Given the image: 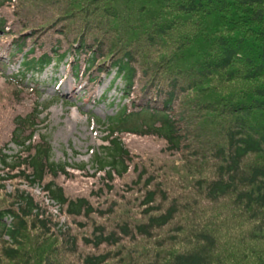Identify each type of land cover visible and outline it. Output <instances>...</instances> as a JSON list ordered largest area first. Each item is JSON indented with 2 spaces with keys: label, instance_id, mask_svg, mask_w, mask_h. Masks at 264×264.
Returning a JSON list of instances; mask_svg holds the SVG:
<instances>
[{
  "label": "trees",
  "instance_id": "16d2710c",
  "mask_svg": "<svg viewBox=\"0 0 264 264\" xmlns=\"http://www.w3.org/2000/svg\"><path fill=\"white\" fill-rule=\"evenodd\" d=\"M31 1V15L23 14L17 23L7 13L12 0H0V38L6 37L3 41L12 48L8 58H19L21 68L10 76L15 87L26 91L17 77L62 63L66 75L91 93L114 70L122 80L123 102L102 124L104 158L96 161L97 186L84 192H72L74 188L60 181L70 171L65 163L51 160L44 139L31 142L37 109L16 116L9 141L20 153L9 156L0 148V190L15 177L25 181L27 189L14 188L7 205L0 206V241L8 238L0 257L15 258V245L22 243L27 227L52 234L54 218L43 199L28 191L34 184L59 206L68 227L73 226L74 235L65 237L70 252L77 244L121 247L84 255L80 264L117 258L120 264H226L229 260L217 257L216 247L228 235L232 238V222L247 232L252 244L264 243V82H257L264 78V0ZM52 4L59 16L46 11ZM35 15L43 19L40 30ZM15 24L21 29L17 34L12 32ZM173 36L178 41L172 44ZM224 85V90L218 87ZM33 89L26 93L37 97ZM124 137L157 140L170 154L185 152L205 167L193 176L192 185L171 184L169 193L159 192L142 170L132 181L117 182L131 176L134 158ZM77 170L85 172L83 166ZM115 184L123 197L139 185L130 215L115 218L125 210L123 198L105 208L92 203L113 195ZM92 216L105 220L106 226L84 224ZM109 218L116 221L112 224ZM173 224L176 231L164 238ZM84 228L88 234L78 236ZM58 229V235L64 233ZM28 241L32 248L39 244ZM137 241L155 247L139 254L123 249ZM170 244L181 246L167 253L159 249Z\"/></svg>",
  "mask_w": 264,
  "mask_h": 264
},
{
  "label": "rangeland",
  "instance_id": "374dc122",
  "mask_svg": "<svg viewBox=\"0 0 264 264\" xmlns=\"http://www.w3.org/2000/svg\"><path fill=\"white\" fill-rule=\"evenodd\" d=\"M31 4V0H25L24 4L23 0H12L7 11L11 21L19 23L18 21L23 17V14L30 16L31 9H29V6ZM54 7L55 4L49 5L46 11H50L49 14L52 13L54 16H59L61 13L56 10L57 8L53 9ZM35 18L36 21L34 22L36 24L34 25L36 29L40 30V23L43 22V19H38L37 15H35ZM252 29L254 30L255 28L252 27ZM12 32L17 34L21 32V29L15 24ZM4 38L6 37L0 38V148L4 149L3 152L9 156L20 153V149L9 141L14 128V121L16 116H25L36 108L39 114L35 122L36 125L31 142L35 144L44 139L50 147L51 160L57 163L63 162L67 165V170L70 173L67 179L60 178V181L68 187L74 188L72 192H84L90 186L96 188L98 175L95 173L96 161L97 158H104L101 145L103 144L102 137L105 125L102 124L105 122L107 116L114 114L118 104L123 102L121 97L122 80L115 77L114 70H111L109 74L101 78L99 85L95 86L91 93H86L81 89L80 84L77 85L70 76L66 75L64 67L60 63L54 68L52 65H49L40 73L30 74L27 72L23 78L17 77L18 86L26 90L23 92L15 87L14 82L10 80V76L18 74L21 68L19 67V58L16 61H11L8 58L12 48L6 45V42L3 41L5 40ZM6 41L8 42V40ZM171 41L172 44L176 43L178 38L173 36ZM166 69L169 70L170 67L166 65ZM257 82H264V78L257 79ZM225 86L218 87L224 90ZM29 87L32 90H34L33 87L36 88L39 95L36 97L27 94L26 92L29 90ZM154 88L156 90L159 89V87ZM35 101L38 104L37 107H34ZM210 120H213V118L211 117ZM141 140H138L136 137H124V141L133 153L134 158L130 164L131 176H127L117 182L132 181L136 178L138 170H142L144 173L143 178L151 177L153 184H157L159 192L169 193V185L175 184L183 187L186 184H191L193 176L196 173L200 175L201 167H205L202 160L185 157V152L179 155L170 154L161 147V144L157 140L150 138ZM79 166H83L84 173L78 172L77 168ZM132 167H134V171ZM0 174L2 175L3 173L0 172ZM12 174L13 176H18L17 173ZM4 175H6L5 172ZM26 185L25 181L19 180L17 177L3 183L2 190H0V206L7 205L8 200L10 201V198H7V194L12 193L14 188L19 190L27 189ZM115 186L113 195L104 194L97 200L92 199L93 205L99 203L100 208H105L112 200L116 204H119L118 201L123 198L122 201L126 204L125 210L121 215H115V218L122 217L125 214L130 215L133 206L131 204L132 200L139 198V185L131 188L129 191H125L124 197L117 184ZM117 190H119L118 194L116 193ZM28 191L36 198L43 199L39 186L35 184L31 185ZM103 198H106V200L104 201ZM197 202L198 197L195 196L194 203ZM124 203L121 204L124 205ZM45 207L55 221V226L49 227L53 235L37 229L35 225L27 227V229L25 228L23 231L24 238L22 239V243L19 244L21 247L15 245V248L19 250L15 258L8 260L1 256L0 264H80L81 257L84 255L121 250V247L103 246L99 249H93L82 244H77V249L73 253L70 252L69 246L65 242V237L66 234L74 233V230L72 231L73 226L68 227L67 223L69 222H66L64 216L58 213L59 211L56 206L47 204ZM209 207L210 205L206 206V208ZM202 209H205L204 205ZM227 211H225V214ZM234 215L235 213L232 211V218ZM91 221L93 225L102 223L106 226L105 220L96 216L90 217L84 224H90ZM115 221L113 218L110 219V223L112 224ZM8 223L7 221L6 224ZM58 225L61 226L60 232H64L60 235L57 234L59 231ZM176 226L177 224L171 225L164 233V238H170V235L176 231ZM245 228L246 226L242 227V229ZM88 232L89 229L84 228L82 231H77L76 234L80 236L81 234H88ZM228 232L232 238L228 235V239L224 243L222 239V244L216 247L217 257L220 259L227 258L229 262H226V264H264V243L260 242L263 240L259 241L261 244H252L247 232H241L240 227L235 222H232V229ZM1 239L0 247L8 246V243L5 242L8 238L2 236ZM28 239H32L34 242L37 240L39 244L33 245L34 248H32ZM170 245L166 246L165 250H163L164 248L159 249L167 253L173 250V248L181 246L180 244ZM153 247H155V244L151 242L137 241L130 243V245L123 249L129 248L127 250L131 253L139 254V252H147ZM106 264L120 263L117 258L114 261H108Z\"/></svg>",
  "mask_w": 264,
  "mask_h": 264
},
{
  "label": "built area",
  "instance_id": "2783aa9c",
  "mask_svg": "<svg viewBox=\"0 0 264 264\" xmlns=\"http://www.w3.org/2000/svg\"><path fill=\"white\" fill-rule=\"evenodd\" d=\"M45 202L47 203V200H45Z\"/></svg>",
  "mask_w": 264,
  "mask_h": 264
}]
</instances>
